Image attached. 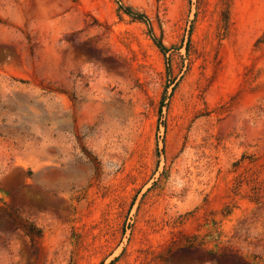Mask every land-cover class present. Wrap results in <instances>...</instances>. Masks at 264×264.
Wrapping results in <instances>:
<instances>
[{
	"label": "rangeland",
	"instance_id": "obj_1",
	"mask_svg": "<svg viewBox=\"0 0 264 264\" xmlns=\"http://www.w3.org/2000/svg\"><path fill=\"white\" fill-rule=\"evenodd\" d=\"M0 206V264H264V0H0Z\"/></svg>",
	"mask_w": 264,
	"mask_h": 264
},
{
	"label": "trees",
	"instance_id": "obj_2",
	"mask_svg": "<svg viewBox=\"0 0 264 264\" xmlns=\"http://www.w3.org/2000/svg\"><path fill=\"white\" fill-rule=\"evenodd\" d=\"M124 10V13L128 15L130 18L136 21H144L148 23V20L146 17L142 14L133 12L127 7H122ZM152 40L156 47H158L163 53L166 52V49L161 44L160 41L156 40L154 37H152ZM0 214L2 217L0 220H4L6 224L11 226V229L13 231H19L24 235L25 237L29 238L31 241H34L35 239H40L42 232L39 228H37L33 223L24 220L20 218L14 211H12L10 208H5L3 206H0ZM199 251H204L203 248H196ZM205 252V251H204ZM202 252V253H204ZM209 255L212 258V264H221V256L215 254V253H209ZM205 257H201L199 260L201 263L205 262Z\"/></svg>",
	"mask_w": 264,
	"mask_h": 264
}]
</instances>
